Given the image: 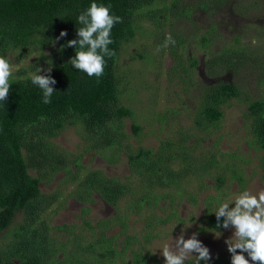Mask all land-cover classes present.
<instances>
[{"label": "trees", "instance_id": "16d2710c", "mask_svg": "<svg viewBox=\"0 0 264 264\" xmlns=\"http://www.w3.org/2000/svg\"><path fill=\"white\" fill-rule=\"evenodd\" d=\"M156 1L0 0V56L11 63V55L20 60L31 50L41 51L56 45L44 63V68L51 67V72L39 73L50 74L56 81L52 85L56 92L50 98L51 103L42 102L43 92L31 82L32 73H28V70L36 72L38 62H44L46 54L29 68H18V76L10 79L7 100L0 102V233L6 232V239L0 245V264H81L77 257L68 260L56 257L58 248L49 230L65 226L49 227L48 220L40 217L51 200L57 198L56 194H51L49 199L43 197L40 183L43 180L50 182L59 172L63 173L61 181L74 184L68 195L80 202L86 211L87 205L97 197L111 207L124 205L125 212L137 213L144 208L151 210L161 197L156 193L157 189L178 187L189 172L198 170L205 174L208 171L207 175L218 186L226 182L225 172L231 178L243 181L235 168L225 167L224 172L213 169L218 164L214 153L194 158L189 152L196 143H187L191 138L198 142V138L190 131H181L176 140L168 138L156 148L134 147L128 141L124 119L132 117V111L120 102L121 78L116 65L122 45L132 41L136 34L141 21L139 18L153 20L159 27L158 23L166 22L168 18L190 19L195 8L213 10L206 0L192 6L178 5L177 0H173L170 6L161 0L163 4L159 6ZM93 2L110 5V13L122 18V22L115 24L111 31L113 43L109 48L116 54L111 58L105 57L104 74L100 78L88 77L73 68L69 61L75 56V49L66 46L68 40L78 39L76 30L81 25L77 24L76 18ZM62 30L67 35L57 39ZM215 30L216 25H210L200 35L198 39L203 48L215 40L218 34ZM234 41L237 43L238 38ZM244 52L231 46L210 55L206 52L209 55L204 61L206 74L216 76L234 71L240 66L238 63L247 58ZM173 54L177 55V52L173 51ZM188 59V70L195 69L200 62L194 56ZM186 79L188 84L190 74ZM197 84L200 101L194 109L192 123L209 132L220 127L224 118L223 107L228 106L231 100L239 99L240 87L235 81L224 79ZM172 112L176 113V109ZM162 121L163 117L160 118ZM247 121L252 137L250 144L261 151L260 166L264 178V98L248 103ZM67 127L76 128L84 142L110 164L121 160L120 153H124L129 174L120 177L108 175L100 169H84L77 157L70 156L53 141ZM133 132H138L137 126H133ZM19 212L22 214L21 222L12 228ZM125 217L121 215L118 220L123 228H127ZM154 218L152 214L146 215L147 222ZM101 224L109 227L108 220ZM206 224L209 229L222 228H216L217 220L213 213L208 216ZM101 234V243L98 238L95 247L93 243L87 246L94 252L98 250L97 245L100 247L103 264H115L114 258H121L128 250L134 258L133 264L156 261L148 253L130 249L132 236L126 235L123 244L118 246L114 237ZM152 236L153 233L147 231L144 237L149 240ZM121 261L125 264L124 260ZM155 264L162 263L156 261ZM187 264H192V261ZM200 264H231V260L212 257L207 262L200 261Z\"/></svg>", "mask_w": 264, "mask_h": 264}, {"label": "rangeland", "instance_id": "374dc122", "mask_svg": "<svg viewBox=\"0 0 264 264\" xmlns=\"http://www.w3.org/2000/svg\"><path fill=\"white\" fill-rule=\"evenodd\" d=\"M177 1L178 5L186 6L201 2ZM206 1L212 5L213 10L202 11L195 8L190 19L168 18L166 22H159V27L153 20L139 18L141 21L139 20L136 34L132 41L122 45L116 65L117 74L121 78L120 102L132 111V117L124 119V130L128 141L134 147L152 148H156L161 141L168 138L176 140L181 131H190L198 138V142L191 138L187 143H196L189 152L194 158L204 153H214L218 164L214 165L213 169L224 172L225 167L235 168L243 181L231 178L228 172H225L226 182L218 186L217 182L207 175L208 171L205 174L198 170L189 172L178 187L157 189L156 193L161 197L151 210L144 208L137 213L125 212L124 205L111 207L97 197L87 205L86 211L82 209L80 202L68 195L74 184L61 181L63 173L59 172L50 182L43 180L40 183L43 197L49 199L51 194H56L57 197L43 209L40 217L48 220L49 227L65 226L49 230L58 248V259L77 257L81 264H103L100 261V247L97 245L98 250L94 252L87 246L93 243L95 247V241L103 232L106 237H114V243L118 246L123 244L126 235L132 236L130 249L148 253L162 264L164 257L159 248L169 242L170 238L175 239L183 234L187 239L196 233V238L209 249L211 258L226 257L231 260V253L228 252L225 241L232 236L233 229H209L206 220L214 214L213 211L219 203L234 198L240 192L249 190L256 193L264 190L260 166L261 151L250 144L252 137L247 121L248 103L264 98V0ZM164 2V5L170 6L173 0ZM155 3L159 6L163 4L161 0ZM210 25H216L215 31L218 34L208 47L203 48L198 38ZM169 36L171 41L167 39ZM235 38H238L237 43ZM55 46L41 51L31 50L20 60L11 55L12 77L18 76V68H29L37 63L43 54H46V57L44 56V62H38V67L45 69L44 63ZM230 46L245 50L247 58L238 63L240 66L234 71H226L216 76L206 74V57ZM173 51L177 52V55H174ZM206 52L209 55H206ZM193 56L200 62L195 69L188 70V58ZM28 73L33 71L28 70ZM188 74L190 80L186 84ZM218 79L235 81L240 87V97L223 107L224 118L220 127L205 132L192 123L194 109L200 101L197 83H211ZM174 109L176 113L173 114ZM133 126L138 127L137 133L133 132ZM53 141L70 156L77 157L84 169H100L108 175L120 177L129 174L124 153H120L122 159L117 163H108L93 147L84 142L74 127L65 128ZM31 173L36 175V172ZM232 206L230 204V207ZM147 214H152L155 218L147 222ZM121 215L126 216L124 223L127 228L118 223ZM21 218L22 214L17 213L11 227L17 226ZM104 220L109 221V227L101 224ZM122 230L124 233H121ZM147 231L153 233L149 240L144 237ZM216 231L221 233L219 237L215 235ZM5 233H0V245L6 239ZM101 239H98L100 243ZM245 258L250 260L247 255ZM114 260L115 264H122L121 260H124L125 264L134 263L130 250Z\"/></svg>", "mask_w": 264, "mask_h": 264}, {"label": "clouds", "instance_id": "9594fccd", "mask_svg": "<svg viewBox=\"0 0 264 264\" xmlns=\"http://www.w3.org/2000/svg\"><path fill=\"white\" fill-rule=\"evenodd\" d=\"M76 21L81 27L76 30L78 39L67 41L66 46L75 49V56L69 62L88 77L100 78L104 74L105 57L111 58L116 54L109 48L113 43L111 31L115 24L122 22V18L110 13V5L93 2L77 16ZM66 35L62 30L57 39ZM167 39L171 41V36ZM42 71L50 73L51 67H38L31 74V82L42 90V102L48 104L56 92L52 87L56 81L50 74H39ZM12 76L13 68L9 60L0 56V102L7 100ZM230 204L233 206L230 207ZM213 212L217 220L216 228L233 229L232 236L225 241L231 253V264H250V261L251 264H264V190L256 193L244 190L234 198L219 203ZM215 235L219 237L221 233L216 231ZM159 249L164 264H187L190 259L192 264H200V261L211 259L209 249L196 238V233L187 239L183 234L170 238ZM244 253L250 260L245 258Z\"/></svg>", "mask_w": 264, "mask_h": 264}]
</instances>
